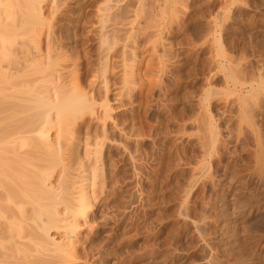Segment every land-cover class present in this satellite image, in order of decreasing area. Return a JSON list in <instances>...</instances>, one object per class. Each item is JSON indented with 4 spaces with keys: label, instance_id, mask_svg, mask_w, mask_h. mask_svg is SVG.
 Instances as JSON below:
<instances>
[{
    "label": "rangeland",
    "instance_id": "1",
    "mask_svg": "<svg viewBox=\"0 0 264 264\" xmlns=\"http://www.w3.org/2000/svg\"><path fill=\"white\" fill-rule=\"evenodd\" d=\"M41 5L19 62L93 99L56 117L102 153L74 264H264V0Z\"/></svg>",
    "mask_w": 264,
    "mask_h": 264
},
{
    "label": "bare ground",
    "instance_id": "2",
    "mask_svg": "<svg viewBox=\"0 0 264 264\" xmlns=\"http://www.w3.org/2000/svg\"><path fill=\"white\" fill-rule=\"evenodd\" d=\"M54 1L0 0V264H74L82 258L84 249L90 248L84 247L88 237L84 242L80 231L89 228L96 201L93 194L99 181L96 162L102 153L95 146L90 149L93 145L84 146L85 155L78 157L75 144L63 137L64 125L56 116L67 108L79 113L91 109L93 99L84 91L78 92V88L62 96L57 85L42 86L36 93L32 79L43 70H25L27 60L25 65L19 62V43L13 40L24 27L40 24L41 4ZM21 77L24 80L20 81ZM52 130L56 133L50 136Z\"/></svg>",
    "mask_w": 264,
    "mask_h": 264
}]
</instances>
